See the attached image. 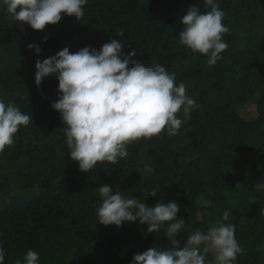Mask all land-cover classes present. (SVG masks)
<instances>
[{"label": "trees", "instance_id": "obj_1", "mask_svg": "<svg viewBox=\"0 0 264 264\" xmlns=\"http://www.w3.org/2000/svg\"><path fill=\"white\" fill-rule=\"evenodd\" d=\"M216 2L230 33L222 58L209 66L206 56L179 45L183 15L192 5L210 11L205 0H87L80 21L64 16L44 31L16 24L0 0V101L33 119L0 153L4 264H23L28 250L39 254L38 264H131L150 247H171L166 224L146 236L139 221L100 224L101 185L149 207L176 202L177 219L185 220L181 247L197 229L234 224L244 250L234 264H264V0ZM121 30L125 55L135 50L139 62L175 73L177 86L183 83L199 107L177 135L141 139L118 164L98 163L84 173L70 158L64 124L51 107L58 79L46 77L37 87L35 62L65 47L99 50L120 40ZM178 118L185 119L182 110ZM154 188L156 196L144 197ZM226 210L231 215L223 221ZM213 260L209 253L206 264Z\"/></svg>", "mask_w": 264, "mask_h": 264}, {"label": "clouds", "instance_id": "obj_2", "mask_svg": "<svg viewBox=\"0 0 264 264\" xmlns=\"http://www.w3.org/2000/svg\"><path fill=\"white\" fill-rule=\"evenodd\" d=\"M7 13L16 24L29 25L33 30L44 31L49 25L58 24L64 16L80 21L87 0H3ZM210 11L201 13L195 5L183 15L179 45L194 53L206 56L207 64L214 66L228 45L223 37L230 29L223 24L225 13L216 0H205ZM121 39H112L99 50L86 46L76 52L68 47L54 56L37 59L35 84L55 75L58 79V99L51 107L64 124L66 145L70 158L78 162L79 170L88 173L98 163L118 164L126 158L127 148L141 139L168 136L179 133L182 124L190 119V113L199 105L187 95L183 83L176 84L175 73L169 74L157 64L146 66L134 59L135 50L124 54L123 31ZM47 40V37H45ZM40 48L36 44L27 46ZM183 111L184 118H178ZM33 123L32 115L23 113L13 103L0 101V153L14 144V137L21 126ZM151 165L145 164V173L151 174ZM102 205L98 208V222L104 226L121 227L125 222L139 221L147 225V234L161 231L166 224L165 235L171 247L160 250L150 247L132 257L131 264H206L212 253L214 260L208 264H234L243 254L235 238V225L217 221L206 232L199 229L186 238L181 247L177 237L182 233L185 220L177 219L179 206L176 202H157L149 207L142 199L126 198L113 187L98 188ZM144 197L156 196L158 190L148 191ZM229 211L222 220L228 221ZM5 252L0 246V264H4ZM39 254L28 250L23 264H38ZM15 264H22L20 259Z\"/></svg>", "mask_w": 264, "mask_h": 264}]
</instances>
